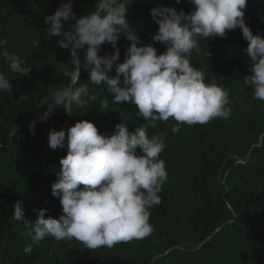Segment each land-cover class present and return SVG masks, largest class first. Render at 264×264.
<instances>
[{"label":"trees","instance_id":"16d2710c","mask_svg":"<svg viewBox=\"0 0 264 264\" xmlns=\"http://www.w3.org/2000/svg\"><path fill=\"white\" fill-rule=\"evenodd\" d=\"M60 3L0 0V39L6 38L4 47L31 68L22 77L11 72L0 56V72L13 88L11 94L0 91V264H264V101L254 99L253 89L244 82L250 75V60L244 51L248 42L239 28L227 31L226 38L201 39L200 54L193 52L191 57L192 66L205 72L207 83L229 90L231 117L182 124L176 134L171 132L176 123L171 118L148 128L149 135L163 132L167 145L160 158L168 180L158 194L161 203L150 209L152 232L94 250L75 239L57 241L49 236L39 246L33 244L31 254L24 251L32 241L26 238L23 222L14 220L17 201H23L29 220L37 218L34 209H47L46 217L57 219L62 214L51 186L67 144L53 150L50 130L67 133L78 121L88 120L101 134L110 135L117 124L126 122L129 131H135L144 123L137 118L135 105L113 103L106 85H92L83 69L79 83H88L97 99L84 107L73 105L71 114L60 107L46 121L38 120L47 110V105L39 106L40 100L67 85L64 73L72 70L69 50L57 44L61 37L48 34L49 26L43 23ZM72 3L77 18L95 10V0ZM158 6L186 13L195 6L189 0H134L129 5L127 19L137 31L138 46L153 45L162 54L166 46L152 40L158 24L151 10ZM245 21L254 34L264 36V0H248ZM130 44L122 35L116 45L117 63L124 62ZM115 50L105 43L99 55ZM109 75L115 76V66ZM106 97L108 108L103 106Z\"/></svg>","mask_w":264,"mask_h":264},{"label":"clouds","instance_id":"9594fccd","mask_svg":"<svg viewBox=\"0 0 264 264\" xmlns=\"http://www.w3.org/2000/svg\"><path fill=\"white\" fill-rule=\"evenodd\" d=\"M133 2L95 0V10L77 18L72 0H61L55 13L43 19L49 26L48 34L60 36L57 44L69 50L72 70L64 73L67 85L40 100L39 106L47 105V110L38 120L46 121L60 107L71 114L73 105L84 107L97 99L96 94H90L88 83H79L83 69L92 85H106L113 103L135 105L137 118L144 123L135 131H129L126 122L117 124L110 135L101 134L88 120L78 121L67 133L50 130L53 150L67 144V155L60 159L57 180L51 186L62 214L57 219L46 217L47 209H34L37 218L29 220L23 201H17L14 220L28 229L26 238L32 241L24 249L28 254L33 244L39 246L49 236L57 241L75 239L94 250L141 239L152 232L150 209L161 203L158 194L168 180L166 163L160 158L167 145L163 132L149 135L148 128L171 118L176 122L171 132L176 134L182 124H206L232 115L229 90L207 83L205 72L191 64L193 52L200 54L201 39L226 38L227 31L239 28L248 42L244 51L250 60V75L244 82L253 89L254 99L264 101V36L254 34L245 21L248 0H189L195 7L187 13L173 7L153 8L151 15L158 31L152 40L166 46L162 54L153 45L138 46L137 31L127 19ZM122 35L131 44L124 62L117 63L120 50L116 45ZM105 43L116 49L114 54L99 55ZM7 44L6 38L0 39V56L8 69L27 76L31 68L19 55L10 53L4 47ZM82 49H86L83 60ZM114 66L115 76H110ZM0 91H13L3 72ZM103 106L108 108L107 97ZM35 123L30 126L33 134Z\"/></svg>","mask_w":264,"mask_h":264},{"label":"water","instance_id":"95a60500","mask_svg":"<svg viewBox=\"0 0 264 264\" xmlns=\"http://www.w3.org/2000/svg\"><path fill=\"white\" fill-rule=\"evenodd\" d=\"M69 119H67V121H68ZM67 125H65V127H66Z\"/></svg>","mask_w":264,"mask_h":264}]
</instances>
